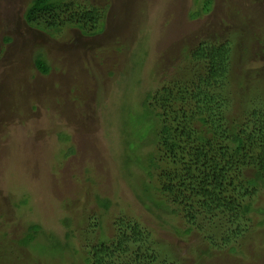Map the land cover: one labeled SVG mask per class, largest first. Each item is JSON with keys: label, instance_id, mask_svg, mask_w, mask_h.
I'll list each match as a JSON object with an SVG mask.
<instances>
[{"label": "rangeland", "instance_id": "obj_1", "mask_svg": "<svg viewBox=\"0 0 264 264\" xmlns=\"http://www.w3.org/2000/svg\"><path fill=\"white\" fill-rule=\"evenodd\" d=\"M31 1L0 0V264H83L88 232L97 236L92 225L101 211L96 185L86 179L90 167L100 194L112 200L106 224L127 214L189 264H239L229 254L199 258L192 246L206 243L198 233L181 236L154 217V201L163 199L154 187L146 201L138 197L128 170L139 181L147 175L143 168L121 167L127 142H138L139 133L141 152L152 153L160 120L142 100L171 72L182 45L239 28L249 45L244 66L255 70L251 89L264 99V0H213L211 11L195 18L199 0H73V8L104 13L102 29L93 34L67 24L66 14L56 29L29 25L24 14ZM39 54L51 66L47 74L35 65ZM72 146L75 152L68 153ZM159 213L185 229L177 215ZM32 223L68 248L41 238L20 243ZM258 250L249 264H264V248Z\"/></svg>", "mask_w": 264, "mask_h": 264}, {"label": "trees", "instance_id": "obj_2", "mask_svg": "<svg viewBox=\"0 0 264 264\" xmlns=\"http://www.w3.org/2000/svg\"><path fill=\"white\" fill-rule=\"evenodd\" d=\"M72 1L32 0L25 21L41 29H56L66 20L90 34L100 31L104 13L97 7L73 8ZM213 3L196 1L191 17L210 12ZM225 12L228 15L232 9ZM238 29L182 45L179 60L169 66L171 72L160 75L161 80L142 100V107L160 120L152 153L145 157L141 152L144 134L139 133L138 142H127L129 152L121 169H129L130 164L143 168L147 175H138L142 187L132 169L128 170L138 197L146 201V193L154 187L163 198L154 201V217L181 236L198 233L206 243V248L202 241L192 246L199 258L229 254L239 264H249L254 259L252 252L264 248V201H260L264 196V99L251 89L255 70L244 66L249 63V45ZM35 65L43 74L50 72L44 54L36 57ZM85 173L87 182L96 185L101 211L92 225L97 236L89 237L88 232L83 264H189L157 241L138 218L121 214L106 224L112 200L100 194V180L93 168H85ZM159 210L177 215L185 229L180 230ZM72 234L71 230L67 233ZM39 238L62 250L69 246L39 223L29 226L20 243L31 245Z\"/></svg>", "mask_w": 264, "mask_h": 264}]
</instances>
